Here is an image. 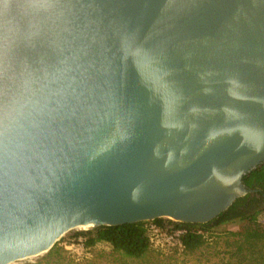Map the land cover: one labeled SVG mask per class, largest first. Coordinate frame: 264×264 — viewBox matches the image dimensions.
Wrapping results in <instances>:
<instances>
[{"label":"water","instance_id":"1","mask_svg":"<svg viewBox=\"0 0 264 264\" xmlns=\"http://www.w3.org/2000/svg\"><path fill=\"white\" fill-rule=\"evenodd\" d=\"M262 162L264 0H0V264L211 222Z\"/></svg>","mask_w":264,"mask_h":264},{"label":"trees","instance_id":"2","mask_svg":"<svg viewBox=\"0 0 264 264\" xmlns=\"http://www.w3.org/2000/svg\"><path fill=\"white\" fill-rule=\"evenodd\" d=\"M243 181L249 189L264 191V162L248 172ZM261 203L251 197V193L238 198L226 211L208 223H182L172 219L153 220L160 228L174 231L186 229L181 236L182 248H174L175 254L184 257L204 251L208 246L215 247L216 257L225 264H264V226L257 224ZM237 221L246 222L238 230L224 228L226 224ZM149 221L120 226H99L79 235L84 236L85 247L93 248L106 242L113 251L123 258L141 260L152 254L155 249L150 239ZM57 246L30 264H50L55 258ZM60 257L65 254L61 250ZM161 253V252H160Z\"/></svg>","mask_w":264,"mask_h":264},{"label":"rangeland","instance_id":"3","mask_svg":"<svg viewBox=\"0 0 264 264\" xmlns=\"http://www.w3.org/2000/svg\"><path fill=\"white\" fill-rule=\"evenodd\" d=\"M165 220H169V218ZM244 224L246 222L237 221L226 224L224 228L238 230ZM257 224L264 226V207L258 215ZM89 229L91 228L84 227L74 232L70 230L62 236L56 243L57 253L50 264H225L215 256L214 253L217 249L210 246L206 247L204 251L188 257L175 254L173 251L174 248L171 249L169 246H165L164 249L153 247L155 251L149 257L141 260L123 258L119 254H116L112 246L106 242L99 243L93 248L85 247L83 249L79 238L84 236L79 235V233ZM61 250H64L65 254L60 257ZM12 264L30 263L18 260Z\"/></svg>","mask_w":264,"mask_h":264},{"label":"built area","instance_id":"4","mask_svg":"<svg viewBox=\"0 0 264 264\" xmlns=\"http://www.w3.org/2000/svg\"><path fill=\"white\" fill-rule=\"evenodd\" d=\"M148 229L153 247L161 249H164L165 246H169L171 249L183 247L181 236L186 232V229L180 228L174 231H170L168 229L160 228L153 221H149ZM85 239V237L79 238L83 249L85 248Z\"/></svg>","mask_w":264,"mask_h":264},{"label":"flooded vegetation","instance_id":"5","mask_svg":"<svg viewBox=\"0 0 264 264\" xmlns=\"http://www.w3.org/2000/svg\"><path fill=\"white\" fill-rule=\"evenodd\" d=\"M256 190L255 192L251 193L252 198H256L258 202L261 203V208L264 207V191H261V189L254 188Z\"/></svg>","mask_w":264,"mask_h":264},{"label":"bare ground","instance_id":"6","mask_svg":"<svg viewBox=\"0 0 264 264\" xmlns=\"http://www.w3.org/2000/svg\"><path fill=\"white\" fill-rule=\"evenodd\" d=\"M86 228V227H85Z\"/></svg>","mask_w":264,"mask_h":264}]
</instances>
